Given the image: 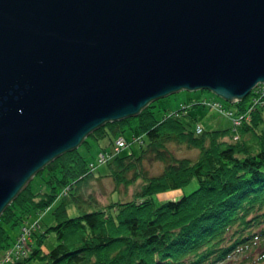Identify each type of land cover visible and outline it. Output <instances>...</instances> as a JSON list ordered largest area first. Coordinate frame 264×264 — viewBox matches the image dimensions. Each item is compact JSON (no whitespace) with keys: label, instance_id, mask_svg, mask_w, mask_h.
<instances>
[{"label":"water","instance_id":"95a60500","mask_svg":"<svg viewBox=\"0 0 264 264\" xmlns=\"http://www.w3.org/2000/svg\"><path fill=\"white\" fill-rule=\"evenodd\" d=\"M264 84V0H0V214L99 126Z\"/></svg>","mask_w":264,"mask_h":264},{"label":"trees","instance_id":"16d2710c","mask_svg":"<svg viewBox=\"0 0 264 264\" xmlns=\"http://www.w3.org/2000/svg\"><path fill=\"white\" fill-rule=\"evenodd\" d=\"M198 104L157 115L153 101L135 116L99 126L47 163L0 214L1 264H264V94L251 91L232 104L235 110L225 105L242 116L235 129H204L186 111ZM118 137L125 145L114 152ZM103 138L108 144L87 157L89 139ZM133 142L138 150L124 152ZM171 144L198 154L176 157ZM100 153L108 154L102 163ZM146 161L161 163V171L149 174ZM97 164L106 166L105 174L94 173ZM104 177L113 191L140 185L131 199L102 204L91 183ZM193 179L197 187L184 194ZM174 190L182 192L178 199H156ZM70 203L76 216L68 215ZM44 211L50 218L43 226ZM24 228L23 254L2 261ZM49 231L51 247L44 244Z\"/></svg>","mask_w":264,"mask_h":264},{"label":"rangeland","instance_id":"374dc122","mask_svg":"<svg viewBox=\"0 0 264 264\" xmlns=\"http://www.w3.org/2000/svg\"><path fill=\"white\" fill-rule=\"evenodd\" d=\"M202 98H208V99H216L221 101L224 105L229 107L232 110H235V106L232 104H229L225 102L220 97L216 96L214 93L208 91V90H195V91H188V90H179L165 98H161L159 100L154 101L156 104L155 110H157L156 114L161 115L165 112L169 111H175L181 108H188L191 106V103L193 100H201ZM192 101V102H191ZM186 104V106H185ZM191 115L195 116L196 122L199 123L204 129H232V120L215 111L213 108H209L207 106H203L202 104H198L195 107H192L190 109H187ZM90 140V150L89 152H85L84 154L89 157V155L96 156L97 152L99 151V148L101 146H106L108 144V138L100 139L98 144L96 141H93V139ZM170 149L173 152V154L176 157H188L191 159H194L197 154L198 150L196 149H188L184 146H178L175 144L170 145ZM136 151L138 150V144L132 143L130 145V148H126V151ZM96 164V160H93ZM144 167L147 169L149 174H156L161 171L162 164L156 161H146L144 163ZM95 174H105L106 173V166L103 164H97L96 167L93 169ZM140 185V181H137L134 186H129L128 189L124 190L123 187H119L118 190L113 191V183L112 180L108 177L101 178L96 181H92L91 183V190L94 191L95 196L99 199V201L102 204H106L109 200L112 201H118V200H126L131 199L133 197V191L137 189ZM197 187V181L196 179L191 180L186 186L183 188V193L187 194L193 191ZM182 194V193H181ZM181 195L175 196L167 194L165 197L159 198L156 196V199H158V202L165 201V200H175L178 199ZM68 215L69 216H76L78 214L77 209L74 207L72 203L68 204ZM49 212L44 211L41 212V218H40V224L44 226V220L46 218H50ZM40 216V213L38 215L33 214L31 219L38 218ZM44 228V227H43ZM19 230V227H16L14 230L12 229L10 231V235L12 237L15 236L17 231ZM17 238V237H16ZM55 239L54 235L51 231L47 232V235L44 239V244L47 245V247H51L54 245ZM237 256L233 255L230 257V260H234Z\"/></svg>","mask_w":264,"mask_h":264},{"label":"built area","instance_id":"2783aa9c","mask_svg":"<svg viewBox=\"0 0 264 264\" xmlns=\"http://www.w3.org/2000/svg\"><path fill=\"white\" fill-rule=\"evenodd\" d=\"M253 90L255 92H260V93L264 94V84L263 83L257 84L253 88ZM199 101L203 106L213 108L218 113H221V114L228 116L232 120V125H233L234 129L239 125L240 119L242 116L239 117V116L235 115L233 112L228 110L226 108V106L221 101L216 100V99H208V98H202ZM200 131H201V127L197 126L196 132H200ZM234 138H237V136H235ZM124 145H125L124 138L118 137L115 141V146L113 148L114 152H118L119 148L123 147ZM107 157H108L107 153H100V154H98V161H100L102 163L106 160ZM91 167H92V165H91ZM28 235H29V230H27L25 228L22 229V232L17 236V239L14 242L12 248H10L9 250L6 251L2 261H7L9 259H15V258L19 257L21 254H23V252H24L23 249L26 248L25 247L26 238ZM0 264H1V262H0Z\"/></svg>","mask_w":264,"mask_h":264},{"label":"crops","instance_id":"0c3cea01","mask_svg":"<svg viewBox=\"0 0 264 264\" xmlns=\"http://www.w3.org/2000/svg\"><path fill=\"white\" fill-rule=\"evenodd\" d=\"M181 193H182L181 190H174V191H172V192L160 193V194H158V197H159V198H161L162 196L165 197V196H167V194L174 195V197H175V196H179V195H181ZM160 196H161V197H160ZM163 197H162V198H163Z\"/></svg>","mask_w":264,"mask_h":264}]
</instances>
